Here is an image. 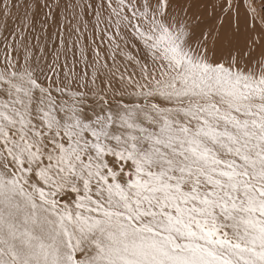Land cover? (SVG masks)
I'll return each mask as SVG.
<instances>
[{
	"label": "snow or ice",
	"instance_id": "1",
	"mask_svg": "<svg viewBox=\"0 0 264 264\" xmlns=\"http://www.w3.org/2000/svg\"><path fill=\"white\" fill-rule=\"evenodd\" d=\"M21 7L0 264H264V0H2L0 31Z\"/></svg>",
	"mask_w": 264,
	"mask_h": 264
},
{
	"label": "rangeland",
	"instance_id": "2",
	"mask_svg": "<svg viewBox=\"0 0 264 264\" xmlns=\"http://www.w3.org/2000/svg\"><path fill=\"white\" fill-rule=\"evenodd\" d=\"M16 2L17 0H13V3H16ZM0 3H2V0H0ZM23 13H24L23 7H21L19 10H17L16 8L12 9L13 18H10L8 20L9 30L0 31V49H2L4 37L9 36V32L11 31V29L14 28L16 24L19 23V20H16L14 18L18 16H22ZM43 20H44L43 12H40L38 15L34 16L35 31L31 33V35L33 37H39V40L37 41L33 39L32 42L37 44V52H36L37 56L40 55L39 48L43 47L45 49V52H44L45 60L43 59L44 61L42 60V63L50 64L55 56V52L58 49V24L52 21H49L46 30H42ZM97 43H99V41H97ZM88 54L91 57L90 51ZM68 59H69V62H71L72 60L71 53H69ZM61 63H63V58L61 60ZM81 67L82 65L77 64V71H80Z\"/></svg>",
	"mask_w": 264,
	"mask_h": 264
},
{
	"label": "bare ground",
	"instance_id": "3",
	"mask_svg": "<svg viewBox=\"0 0 264 264\" xmlns=\"http://www.w3.org/2000/svg\"><path fill=\"white\" fill-rule=\"evenodd\" d=\"M209 11H210V9H209ZM240 12H241V16H242V15H243V12H244L243 8L240 9ZM40 40H41V39H40ZM84 44L87 45L89 48L93 47V45H91V43H90L88 40H85V41H84ZM46 46H47V45H46ZM44 60H45V58H44ZM44 60H43V61H44Z\"/></svg>",
	"mask_w": 264,
	"mask_h": 264
}]
</instances>
